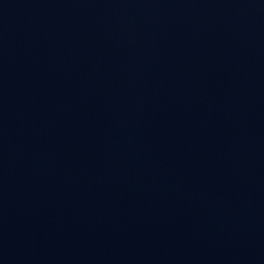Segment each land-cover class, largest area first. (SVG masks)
<instances>
[{"label":"water","instance_id":"95a60500","mask_svg":"<svg viewBox=\"0 0 264 264\" xmlns=\"http://www.w3.org/2000/svg\"><path fill=\"white\" fill-rule=\"evenodd\" d=\"M0 264H264V0H0Z\"/></svg>","mask_w":264,"mask_h":264}]
</instances>
